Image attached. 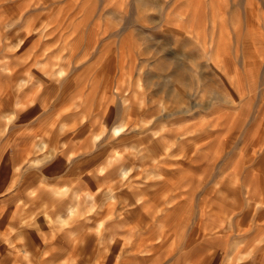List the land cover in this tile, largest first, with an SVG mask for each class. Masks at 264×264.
Returning a JSON list of instances; mask_svg holds the SVG:
<instances>
[{"label": "rangeland", "instance_id": "obj_1", "mask_svg": "<svg viewBox=\"0 0 264 264\" xmlns=\"http://www.w3.org/2000/svg\"><path fill=\"white\" fill-rule=\"evenodd\" d=\"M4 261L264 263V0H0Z\"/></svg>", "mask_w": 264, "mask_h": 264}, {"label": "crops", "instance_id": "obj_2", "mask_svg": "<svg viewBox=\"0 0 264 264\" xmlns=\"http://www.w3.org/2000/svg\"><path fill=\"white\" fill-rule=\"evenodd\" d=\"M250 263H251V262H249V261H248L246 264H250ZM251 264H252V263H251ZM258 264H259V263H258ZM261 264H264V263H263V262H261Z\"/></svg>", "mask_w": 264, "mask_h": 264}, {"label": "bare ground", "instance_id": "obj_3", "mask_svg": "<svg viewBox=\"0 0 264 264\" xmlns=\"http://www.w3.org/2000/svg\"><path fill=\"white\" fill-rule=\"evenodd\" d=\"M55 241H56V240H54V242H53V243H55ZM53 245H54V244H53ZM54 248H55V247H54ZM55 254H56V252L54 253V255H55ZM4 263L6 264V262H5V261H4Z\"/></svg>", "mask_w": 264, "mask_h": 264}]
</instances>
